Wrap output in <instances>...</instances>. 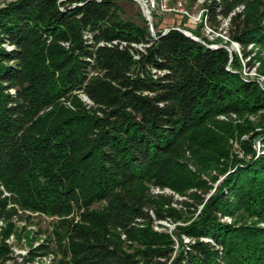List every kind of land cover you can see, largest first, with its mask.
<instances>
[{"label":"trees","instance_id":"16d2710c","mask_svg":"<svg viewBox=\"0 0 264 264\" xmlns=\"http://www.w3.org/2000/svg\"><path fill=\"white\" fill-rule=\"evenodd\" d=\"M203 9L213 29L226 21L224 45L237 43L244 59L249 46L264 48V0H209ZM153 28L154 35L144 19H122L114 0H15L0 8V185L21 208L63 217L51 234L61 259L49 264H264V153L204 203L187 195L196 205L181 204L203 207L179 231L153 228L181 215L150 186L183 196L203 189L183 164L185 150L197 165H214L227 146L211 129L226 125L216 118L264 108L237 57L211 47L221 39ZM77 94L96 108L85 110ZM6 203L0 264L12 258L5 239L16 212ZM75 213L82 223L66 218ZM48 240L18 264L52 252Z\"/></svg>","mask_w":264,"mask_h":264},{"label":"rangeland","instance_id":"374dc122","mask_svg":"<svg viewBox=\"0 0 264 264\" xmlns=\"http://www.w3.org/2000/svg\"><path fill=\"white\" fill-rule=\"evenodd\" d=\"M15 0H0V8L5 5L14 2ZM119 7V15L122 19L135 22L138 25L142 24L143 7L135 0H114ZM209 0H143V5L149 9L150 20L153 25H157V32L169 28L180 29L181 31L190 33L197 32L200 36L207 38V40L213 42L216 39H221L223 43L211 44V47L224 46L227 48H232L228 50L229 55L231 54V59L235 55L239 61L240 68L237 70L241 77L247 82H255L259 91L264 95V48L262 47H252L249 46L248 50H252L250 59H244L242 57L240 46L235 42H229L228 45H224L228 38L225 35L226 21L221 20L217 28L213 29L205 21L204 14V4ZM152 5L154 9H152ZM164 6V9L162 8ZM242 7H239L241 10ZM145 20V19H144ZM147 23V22H146ZM149 26V24L147 23ZM150 30V26H149ZM151 32V30H150ZM152 35L155 34V30L151 32ZM195 37V35H193ZM197 38V37H196ZM199 39V38H198ZM200 40V39H199ZM201 41V40H200ZM5 50H10L11 47L8 44L1 45ZM248 63L250 65H248ZM10 93L14 91L10 90ZM77 98L82 103V106L87 111L95 109L96 107L89 101L83 100V95L77 94ZM62 105L72 111L75 110V106L70 101H63ZM255 113L243 112L239 116L231 115L230 117L218 116L216 121L221 124L226 123L224 129H214L215 133L224 134L227 137V146L224 149V155L218 159L214 165L210 166H200L195 163L194 158L190 150H185L183 154V164L186 166L187 170L194 174L200 181L203 182L205 187L203 189H190L185 196L180 195L170 189H159L154 186H150V192L152 194H159L171 198L169 206L178 212L181 216L177 219L172 217H167L164 220H155L153 223V228L157 231H165L169 233L179 231L177 226H184L189 223L203 207V204L195 207H188L180 202H187L191 206H195L196 203L192 199H189L187 195L196 193L203 197V203L217 191L220 190L224 180L231 175L236 169L242 167V163L248 164L253 159L255 160L259 155L264 153V108H258ZM226 132H228L226 134ZM230 134V136H228ZM253 160V161H254ZM4 193H8L7 197ZM11 194L7 192L0 185V200H6V210H14L16 214V220H11L14 244L20 245L25 244L26 248L34 247L46 239H49L47 243L50 242V247H52L54 252L52 254L53 260L57 263L61 259L60 253H58V247L55 245L53 239H51V234L54 232V227L60 222L63 217L52 216L40 212H31L18 206L15 201L11 198ZM98 206H93L91 209H97ZM83 212V211H82ZM67 217L73 219V223H82V215L75 213L73 216L70 214ZM256 219V217H251V219ZM222 221L230 223L233 218L229 215H223ZM7 223L2 220L0 224V239L3 237V231L7 227ZM264 226V223H260ZM179 233V232H178ZM120 233V238L125 243L128 242L126 237L122 236ZM179 238L183 243L188 242L189 238L184 234H180ZM179 238L173 236L175 240L174 248L175 250L179 246ZM205 241H209L205 239ZM62 243L69 246L67 239L62 240ZM126 244V243H125ZM70 251V250H68ZM175 253V252H174ZM174 253L172 255H174ZM68 261V260H67Z\"/></svg>","mask_w":264,"mask_h":264},{"label":"built area","instance_id":"2783aa9c","mask_svg":"<svg viewBox=\"0 0 264 264\" xmlns=\"http://www.w3.org/2000/svg\"><path fill=\"white\" fill-rule=\"evenodd\" d=\"M146 7H148L147 4H146ZM151 8L154 9V6L152 5ZM162 8L164 9V6H162ZM148 11H149V9H148ZM177 30L181 31L180 29H177ZM83 100L86 101L87 98L85 96H83ZM4 194L7 197H9L8 193H4ZM12 220L15 221L16 217L13 216ZM1 223H2V220H0V224ZM13 236H14L13 234H10L5 239V242L9 245V248H10V255L12 256L11 259L6 261L7 264H18V263L22 262L23 256L26 255V253L28 252V248L25 247L24 243H21L20 245L14 244ZM122 236L125 237L124 234ZM52 260H53L52 254H48V255H44V256H38L33 261H27L26 264H49L52 262Z\"/></svg>","mask_w":264,"mask_h":264},{"label":"water","instance_id":"95a60500","mask_svg":"<svg viewBox=\"0 0 264 264\" xmlns=\"http://www.w3.org/2000/svg\"><path fill=\"white\" fill-rule=\"evenodd\" d=\"M143 9V8H142ZM143 16H144V19L145 21L149 24L150 26V30L151 32L153 31V26H152V23H151V20H150V16H149V11L147 9V7L145 6V8L143 9ZM167 32V30L165 31ZM181 33H183L185 36L191 38L192 40H195L197 42H201L198 38L194 37L193 35H191L190 33H187V32H184V31H180ZM228 50H232V48H228ZM230 52V51H229ZM230 58H231V54H230Z\"/></svg>","mask_w":264,"mask_h":264},{"label":"bare ground","instance_id":"6f19581e","mask_svg":"<svg viewBox=\"0 0 264 264\" xmlns=\"http://www.w3.org/2000/svg\"><path fill=\"white\" fill-rule=\"evenodd\" d=\"M137 3H139L141 5V7H143V9L145 8V5H143V0H135Z\"/></svg>","mask_w":264,"mask_h":264}]
</instances>
